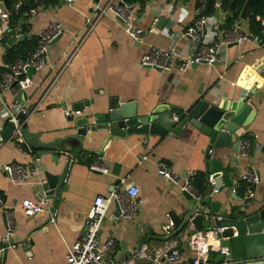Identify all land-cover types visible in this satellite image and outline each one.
Returning a JSON list of instances; mask_svg holds the SVG:
<instances>
[{"label":"crops","instance_id":"1","mask_svg":"<svg viewBox=\"0 0 264 264\" xmlns=\"http://www.w3.org/2000/svg\"><path fill=\"white\" fill-rule=\"evenodd\" d=\"M106 1L76 0L69 4L60 0L39 4L42 8L36 14L26 13V18L20 19L11 36V46L0 45L1 79L10 63L11 48L18 56L24 55L37 45L39 34L50 22H60L63 27L60 38L50 45L46 66L34 71L33 84L18 95L34 109L26 128L31 137L38 139L37 143L48 144L74 134L75 120L71 121L66 112L74 110L80 102L90 104L75 119L108 110L114 98L119 102H135L139 110L161 107L173 116L176 113L171 109L173 106L186 109L199 100L219 104L238 96L241 90L255 88L249 100L253 112L248 115L246 125L227 133L228 137L212 149L208 147L209 137L192 127H185L179 134L154 136L150 141L109 138L107 133L88 132L83 140L85 151L76 158L70 151H62L59 145L55 148L59 152L56 162L51 152L41 151L39 155L33 141L27 142L33 150L31 154L20 152L13 142L0 141V198L5 204L0 207V235L7 231V220L16 224L15 246L0 254V264H65L70 247L84 232L95 197L109 196L112 191L124 190L131 184L140 188L141 203L136 216H121L113 203L101 231L103 239L109 236L116 239V258L136 259L142 244H149V259L140 258L139 262L153 264L156 251L168 248L169 242L176 239L181 256L173 262L162 257L161 264H191L195 251L189 239L198 230L189 222L183 229L176 225L172 237L163 233V226L170 219L176 221L174 214L183 222L186 220L190 200L165 177L162 165L179 173L197 171L195 184L204 189L197 207L208 217L227 216L241 204L239 197H247L241 174L250 167L261 177L254 186V196L258 199L264 196V40L226 47L221 61L213 66L199 63L183 72L176 68L169 71L143 68L141 59L151 45L176 48V60L192 51L193 43L184 32L193 20L194 10L205 11L207 0L133 1L138 24L145 29L143 42L129 36L111 12L88 31L89 22L96 15L91 7ZM206 15L208 43L218 28L233 26L227 24L228 13L222 8ZM160 18L165 21L161 22ZM260 21L264 26V18ZM235 23L241 31L254 32L259 37L249 19L240 17ZM18 30L24 35L19 42L14 39ZM3 99L12 105L13 94L6 92ZM6 118L0 106V129ZM90 119L95 122L93 116ZM243 138L250 140L249 154L238 158L236 145ZM10 163L22 164L37 173L27 181L14 182L4 171V165ZM97 163L107 167L108 172L91 167ZM43 168L56 175L65 172L62 188L56 200L46 198L50 212L26 216L22 209L24 200L45 199L34 188V181L44 175ZM210 175L221 185L218 193H213L208 183ZM220 245L212 246L211 261L224 259Z\"/></svg>","mask_w":264,"mask_h":264},{"label":"built area","instance_id":"2","mask_svg":"<svg viewBox=\"0 0 264 264\" xmlns=\"http://www.w3.org/2000/svg\"><path fill=\"white\" fill-rule=\"evenodd\" d=\"M31 0H15L16 9L27 5ZM69 4H73L76 0H65ZM42 8L41 5L31 7L28 15H33ZM96 13L95 18L90 20V28L92 30L96 22L108 12H111L120 20L125 32L133 39L143 42L145 37V29L138 24V17L135 14V5L126 0H107L105 4H96L91 7ZM208 16L203 12L202 8L194 10V17L184 32V36L188 37L193 43V49L185 57L176 60L178 53L176 48L169 49L150 46L141 59V66L149 69H160L161 71H169L174 68L180 71H186L194 64L206 62L209 65H215L221 61L223 50L231 43L242 44L245 42H255L258 36L253 32H244L240 30V26L234 23L231 28L220 27L211 42H206V25ZM63 27L60 22H50L47 27L39 34L37 47L34 51L29 52L25 58L16 59L8 64L5 72L0 79V106L3 108L5 115L10 122L14 124V129L11 136L4 142H13L18 150L22 153L31 154L33 150L27 145L24 135V129L34 109L29 108L18 97L20 91H26L32 84L33 78L28 75V69L34 68V71L41 70L47 64V55L53 40L61 34ZM15 29L10 22V12L7 11L4 1L0 0V45L10 47L12 44L11 36L14 35ZM10 40V41H8ZM74 53L68 56L67 63L73 57ZM224 76V73L220 75ZM6 92L13 94L12 105H8L3 99ZM80 110H69L67 116L80 115ZM177 118V114L174 113ZM250 149V140L243 138L239 142L238 158L247 156ZM143 159L146 156L142 157ZM95 170L108 172V168L101 164H93L91 166ZM4 171L9 178L14 182L27 181L36 170L29 169L22 164L10 163L4 165ZM161 171L165 177L174 186L179 187L182 192L190 194L192 199L200 202L203 194L200 193L195 186L197 179V171L189 169L184 173L175 172L168 166L162 165ZM258 171L250 167L241 174V180L245 184L246 196L253 197L255 195L254 186L260 182ZM124 183V182H123ZM208 183L213 187V193H218L220 187L217 186V180L213 175L208 178ZM237 187L233 188L235 192ZM140 188L135 185H127L124 190H114L109 196L98 195L95 197L93 204L87 215L85 228L80 238L70 247L65 264H143L139 262L140 258L149 259L148 252L151 250L149 244H142L139 252L136 254V259L118 260L115 256L117 241L113 236L103 239L101 231L104 221L107 217L108 210L113 203L118 204L121 216L125 218H133L138 212V206L141 203L139 199ZM4 201L0 198V207H4ZM22 209L26 216L33 217L39 212L49 211L51 207L47 199H42L39 202L32 200H24ZM54 221V219H53ZM175 222L170 219L163 226V233L166 237H172L175 232ZM16 232V224L13 220H7V231L0 235V254L6 249L15 246L14 236ZM216 230L210 229L207 231H197L192 234L189 239L191 248L195 251V257L191 264H232L237 261L232 255L228 246H221L220 253L224 259L219 262L210 260V252L212 246L220 244V240L216 237ZM213 238L212 241L209 239ZM168 248L157 250V257L153 260V264H161L160 259L166 258L173 262L181 256L179 242L172 239Z\"/></svg>","mask_w":264,"mask_h":264},{"label":"water","instance_id":"3","mask_svg":"<svg viewBox=\"0 0 264 264\" xmlns=\"http://www.w3.org/2000/svg\"><path fill=\"white\" fill-rule=\"evenodd\" d=\"M222 3L223 0H217L218 5ZM217 15L218 11L216 12ZM160 21L164 22L165 18H160ZM61 34L53 42L57 41ZM23 37L21 30H18L14 39L19 42ZM263 38L264 35L259 36L258 40L263 41ZM234 44L238 43H231L229 46ZM33 73L34 68L30 67L27 74L32 76ZM254 89L241 90L238 96L234 95L230 101L219 104L199 100L186 109L173 106L171 109L176 110L177 118L174 115L172 116L167 109L161 107L139 110L135 102H119L117 98H114L106 111H97L94 114H87L77 119L70 116L71 121L75 120L76 131L64 139L54 140L48 144L37 143L38 139L31 137L32 134L27 128L24 129V135L27 142L33 141L39 155L41 151L51 152L55 155V162L59 155L55 148L59 145L62 147V151H70L76 158L81 151H85L83 140L88 132L107 133L109 138L118 137L150 141L151 137L165 136L168 133L179 134L185 127H192L209 137L208 147L212 149L213 146H218L228 137L227 133L231 134L240 125L247 124V117L253 112L249 100ZM89 104L90 102L77 103L74 110L84 112ZM92 116L95 119L94 123L90 119ZM13 129L14 124L10 122L9 118H6L1 125L0 141L7 140ZM236 147L239 149V143ZM37 166L40 167L38 162ZM208 166L209 162H207V169ZM42 170H44L43 177L40 175V178L34 181L35 192L45 196V198L49 197L56 200L66 174L63 172L61 175H56L45 168ZM217 183V186L221 187L219 181ZM184 194L190 200V213L184 222L174 214L173 217L176 219L175 224L177 226L181 225V229H183L190 222L198 231L215 229V235L220 240V244L228 246L231 255L237 261L243 260L232 264H264V196L260 199L255 196L239 197L241 204L232 208L227 216L208 217L206 212L197 207L199 204L197 200L192 199L187 192H184ZM117 208L120 214L118 204Z\"/></svg>","mask_w":264,"mask_h":264},{"label":"trees","instance_id":"4","mask_svg":"<svg viewBox=\"0 0 264 264\" xmlns=\"http://www.w3.org/2000/svg\"><path fill=\"white\" fill-rule=\"evenodd\" d=\"M3 1L7 11L10 12V19H11L10 22L15 29L20 19L26 18V13L31 7H34L37 4L47 5L50 3H57L60 0H41V1L31 0L30 2L27 3V5H24L19 10L16 9L15 0H3ZM126 1L132 3L135 0H126ZM201 2H205V0H201ZM218 8H222L228 13V17H227L228 25H233L235 21L240 17L247 18L250 20L254 31L259 36H263L264 26L262 25L260 19L264 18V0H223V3L220 6L217 4L216 0H207V5L205 7V11L203 12L205 14L206 12L212 14ZM37 43H38V39H37ZM36 47L37 45L32 47V49H30L26 54L20 56H18L17 53L13 51L14 49L11 48L9 51L11 55L9 62L11 63L14 62L16 59L25 58L28 55V53L34 51ZM197 189L204 196V189L198 187Z\"/></svg>","mask_w":264,"mask_h":264},{"label":"bare ground","instance_id":"5","mask_svg":"<svg viewBox=\"0 0 264 264\" xmlns=\"http://www.w3.org/2000/svg\"><path fill=\"white\" fill-rule=\"evenodd\" d=\"M211 241L213 240V238L210 239Z\"/></svg>","mask_w":264,"mask_h":264}]
</instances>
